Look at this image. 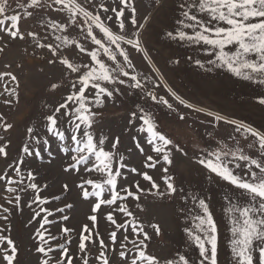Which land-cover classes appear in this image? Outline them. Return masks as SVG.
Returning <instances> with one entry per match:
<instances>
[{"label":"rangeland","instance_id":"1","mask_svg":"<svg viewBox=\"0 0 264 264\" xmlns=\"http://www.w3.org/2000/svg\"><path fill=\"white\" fill-rule=\"evenodd\" d=\"M77 2L93 14H100L102 19L106 17L101 4L109 9L121 7L119 0H91V2L77 0ZM5 3V15L16 14L21 17L18 26L25 34V39L12 40L5 32L0 31V48L3 49L0 51V73L10 72L17 78L16 81L8 76L0 79V146L7 145V156H0V175L19 181L21 177L16 175L15 167L22 157V147L26 142L31 141L27 129L32 127L40 136H47L44 128L46 121L43 117L50 114V110L58 106L70 91L64 79L66 69L58 61L54 64L48 63L49 51L36 46L37 40L40 43H58L55 40V35L58 33H54L49 25L51 22L65 23L68 14L66 11L59 10L62 8L60 5L52 4L49 7L52 0H47L46 3L42 0L43 6L36 8H27L30 0H5ZM179 3L180 0H132V6L136 9V28H133L127 19L130 12H126L124 19L127 34L129 38L135 39L137 37L131 34L138 32L140 46L146 50L148 60L152 61L151 65L145 59V53L137 52L128 45H122L128 50L135 71L151 78L153 83L148 84L147 90L155 91L157 96H164L169 103L173 104L176 111L156 104L150 98L144 97L139 90L120 86L122 94H116L102 107L94 109L96 115L92 132L94 137L108 138L105 142L106 150H109L111 143L119 138L117 152L118 155L124 156L123 163L128 166L122 169L124 175L118 178L119 183L122 187L131 186L130 190L135 191V184L139 182L140 187L144 189L142 193H138L139 200L128 198L125 201L133 216L126 217L123 213H114V218L117 223H123L125 220L132 223L135 218L138 225L143 227L150 236V239L145 242L147 254L155 256L160 264H166V261L173 258L178 259L181 254L194 261L195 264H199L198 250L189 244L185 232L186 228L194 229V225L198 222L193 219V216L199 209L190 199L192 194H197L210 197V209L219 231L218 262L219 264H231L228 248L229 225L223 211L226 204L224 195L226 192L230 193L231 186L222 181L210 183L207 171L196 165L191 157L195 151V144H199L202 148H211L216 146L217 141L226 143L230 147H239L253 157L259 156L258 144L253 148L248 146L254 142L253 137L245 138L240 132L235 131L236 125L224 121L209 123L211 118L206 113L212 111L227 120H234L264 132V105L257 102L258 98L264 96V85L244 81L234 77L225 68L207 64L208 59H215L214 50L206 51L202 45L169 39L167 32L176 29V21L180 18ZM21 5L24 6L21 7ZM26 12H31L32 15L27 16ZM107 15L114 16L111 11ZM3 18L4 16H0V19ZM106 22L113 28V31H119L114 20ZM141 24L142 28L139 27ZM29 31L36 34L35 39L27 36ZM80 31L79 28L72 29V35L78 41L81 40V36H77L76 33ZM100 35L102 34L98 33V38ZM86 43L89 48L92 47L90 41ZM64 54L69 59L84 62L89 59L86 54L79 53L76 49L65 51ZM120 59L122 61V58ZM193 59H201L205 68L197 67ZM153 67L163 77L164 83L185 103L202 108L204 111L196 112L186 108L172 98L163 84H160L157 72L152 71ZM126 70L132 72V69ZM52 83H60L64 86L53 91L50 88ZM156 84L160 86L154 88L153 85ZM11 89L16 90V97L9 95L6 91ZM6 100H10L11 103H5ZM137 106L152 113L157 129L184 148L187 155L173 151L171 165H164L161 162L154 169L144 167L145 155L154 156L155 153L147 144V133H139L128 124L131 118L130 113L135 111ZM181 114L185 116L184 120L179 119ZM133 123L138 126L140 122L134 120ZM4 124H11L12 127L5 131L2 126ZM62 127H68L66 118ZM134 136L136 140H133ZM137 140L144 148L145 154H141L136 148ZM59 145L60 142L52 138L48 149L42 151L40 157H23L24 162L21 165L23 181L20 184L10 185L17 188L16 193L9 194L5 190L6 180L0 181V205L9 208L7 213L0 208V217L7 216V220L0 218V228L7 229L0 234L9 236L15 242L18 248L15 264H38L39 254L35 252L34 232L39 224L33 222L30 225L28 222L34 212L39 211V208L36 204H31L36 193L27 187L30 183L27 179L29 171L36 177L32 182L38 185L39 195L47 197L50 201L45 205L46 207L54 211L66 204L72 206L70 209L66 208L64 213H57L54 217H50L54 225L49 228L53 234L57 235L60 234L61 225L73 229L70 234L72 240L69 246L70 253L76 257L74 264H82L78 251L79 234L84 224L91 223L87 218L95 214L91 209L96 198L89 197L85 200L77 184L80 183L81 177L96 179L97 175L90 176L84 172L82 167L79 174L75 171L66 172L64 169L69 161L65 154L59 151ZM199 154L197 152V155ZM163 167H168L167 174L174 177L177 191L172 196L158 195L157 190L151 189L149 182L144 181L141 175L128 170L136 168L138 172H148L160 185L159 191H165V185L161 179L165 175L162 171ZM65 184L68 185L67 191L64 189ZM21 188L24 190L21 191ZM88 188L91 191V187L88 186ZM16 195L21 197L19 206L15 205ZM53 196H60V200H52ZM6 197L11 198L13 203H7ZM105 198H108L107 194ZM102 209L98 214V224L94 231H98L110 245L107 255L111 264H121L119 251H125L130 261L135 255L132 244L125 242L126 247L121 248L119 243L114 245L111 243L109 233L115 225H111V222L106 219L109 208L102 206ZM60 215L69 216V220L60 221ZM152 225L158 227L159 234ZM123 234L124 230H121L120 239ZM129 236L131 240H137V242L143 238L131 235L130 230ZM58 242H63V240L54 243ZM89 247L91 264H99V261L95 259L98 252L91 245ZM53 255L58 257L59 252Z\"/></svg>","mask_w":264,"mask_h":264},{"label":"snow or ice","instance_id":"2","mask_svg":"<svg viewBox=\"0 0 264 264\" xmlns=\"http://www.w3.org/2000/svg\"><path fill=\"white\" fill-rule=\"evenodd\" d=\"M44 2L46 3L47 0ZM86 2H91V0H86ZM52 4L62 6L59 10L66 11L68 19L65 23L51 22L49 25L54 33H58L55 35V40L58 43H40L37 40L36 46L49 51L48 63L54 64L58 61L66 69L64 79L67 81L70 91L58 106L50 110V114L43 117L46 121L44 128L47 136H40L32 127L27 129L31 141L26 142L22 147V157L15 167V173L21 179L15 181L11 177L0 175V181L6 180L5 190L9 194L16 193L17 188L10 185L20 184L23 181V176H21L23 157H40L42 151L48 149L51 139L55 138L60 142L59 151L63 152L69 161L64 169L66 172L75 171L79 174L82 167L84 172L90 176L97 175L96 179L81 177L80 183L77 184V188L85 200L89 197L96 198L91 209L95 214L89 215L87 218L91 223L84 224L79 234L78 251L82 264H91L89 245L98 252L95 259L99 261V264H111L107 255L110 245L98 231H94L98 224V214L103 210L102 206L109 208L106 219L111 222V225H115V228L109 233L111 243L113 245L119 243L121 248L126 247L125 242L131 243L135 251V255L131 257L130 261L125 251H119L121 264H160L155 256L147 254L145 242L150 239V236L143 227L138 225L135 218L132 223L127 220L117 223L114 218V213H123L126 217L133 216L125 201L128 198L139 200L138 193L144 191L139 182L135 184V191L130 190L131 186L122 187L119 183L118 178L124 175L122 169L128 167L123 163L124 156L118 155L117 152L119 138L111 143L109 150H106L105 142L108 138L105 136L94 137L92 132L96 115L94 109L102 107L116 94H122L120 86L139 90L144 97L150 98L156 104L176 111L173 104L169 103V100L164 96H157L155 91L147 90L148 84L153 83L151 78L135 71L128 50L122 47V45H128L137 52L145 53V59L148 60L146 50L140 46L138 32L131 34L137 37L135 39L129 38L127 34L124 17L126 12H130L127 19L133 28H136V9L132 6V0H119L121 5L119 8L109 9L101 4L106 17V19H102L100 14H93L77 0H52L48 6L51 7ZM23 6L21 5V7ZM42 6V0H30V3L27 4V8ZM178 9L180 18L176 21V29L167 32L166 35L169 39L202 45L206 51L214 50L215 59H208L207 64L225 68L234 77L244 81L264 85V0H180ZM109 11L114 16L107 15ZM5 12V0H0V16H4L3 19H0V31L5 32L12 40L25 39V34L20 31L18 26L21 17L16 14L8 16L5 15ZM25 15L30 16L32 13L26 12ZM113 20L119 29L118 32L113 31V28L106 22ZM139 27L142 28L143 25L141 24ZM77 28L81 29L76 33L77 36H81L80 41L72 35V29ZM98 33L102 34L99 38ZM27 36L36 38V34L32 31H29ZM89 41L92 45L91 48L86 43ZM71 49L86 54L89 58L88 61L69 59L64 52ZM0 51L3 49L0 48ZM148 63L151 65L152 61L148 60ZM193 63L201 69L205 68L201 59H193ZM126 69H132V72ZM152 71L157 72L160 84H163L172 98L186 108L196 112L204 111L202 108L185 103L176 92L164 83L163 77L159 75L155 67L152 68ZM5 76L10 77L13 81L17 79L10 72L0 73V79ZM125 77L127 79H124ZM62 86L64 85L60 83H52L50 88L55 91ZM159 86L158 84L153 85L154 88ZM6 91L13 97L17 96L14 89ZM257 102L264 105V96L258 98ZM5 103H11V101L6 100ZM206 115L211 118L209 123L224 121L236 125L235 131L240 132L245 138L253 137L254 142L248 145L249 148L258 144L259 156L257 157L246 154L239 147H230L220 141H217L216 146L211 148H202L199 144H195V151L191 159L196 165L207 171L210 183L222 181L231 186L230 193L226 192L224 195L226 204L223 209L229 225L228 248L231 264H264V132L234 120H227L212 111L207 112ZM130 117L128 124L139 133H147V144L155 153L154 156L145 155L144 167L154 169L161 162L164 165H171L173 151L187 155L184 148L157 129L152 113L137 106V109L130 113ZM65 118L67 128L62 127ZM179 119L184 120L185 116L181 114ZM134 120L140 122L138 126L133 123ZM2 126L5 131L12 127L11 124ZM133 140H136L135 136ZM135 146L141 154H145V150L138 140ZM6 148V144L0 146V156H7ZM197 152L200 154L197 155ZM128 170L141 175L144 181L149 182L151 189H156L160 196H172L177 191L174 177L167 174L168 167L162 168L165 175L161 179L165 185V191H159L160 185L148 172H138L136 168ZM27 179L30 181L27 187L36 193L31 204H36L39 208V211H35L28 222L30 225L33 222L39 224L34 232L35 252L39 254L38 264H74L76 257L70 253L69 247L72 243L70 234L73 229L61 225L60 234L57 235L53 234L49 228L54 225V221L50 217H54L57 213L62 214L66 208L70 209L72 206L66 204L54 211L50 210L45 206L50 201L47 197L39 195L40 189L36 183L32 182L36 177L31 171L28 172ZM88 186L91 187V191ZM64 189L68 190L67 184L64 185ZM105 194L108 198H105ZM5 199L7 203H13L11 198L6 197ZM51 199L58 201L60 196H53ZM190 199L199 211L193 216V219L198 221L194 225V229H185L188 242L198 250L199 264H219V231L210 209V197L192 194ZM20 202L21 197L16 195L15 205L19 206ZM137 207H139L138 204ZM0 208L5 213L9 212V208L3 207V205H0ZM0 218L7 220V216ZM59 220L68 221L69 216L60 215ZM152 227L159 234L158 227L155 225ZM6 230V228H0V233ZM121 230H124L122 239L119 237ZM129 230L131 235L143 238L139 239V242L131 240ZM58 240H63V242L54 243ZM57 252H59L58 257L53 255ZM17 256L18 248L15 242L9 236L0 234V264H15ZM166 264H195V262L181 254L178 259H170L166 261Z\"/></svg>","mask_w":264,"mask_h":264}]
</instances>
